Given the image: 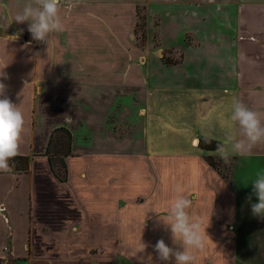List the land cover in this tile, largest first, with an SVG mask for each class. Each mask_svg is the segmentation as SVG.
Wrapping results in <instances>:
<instances>
[{
	"label": "crops",
	"instance_id": "crops-1",
	"mask_svg": "<svg viewBox=\"0 0 264 264\" xmlns=\"http://www.w3.org/2000/svg\"><path fill=\"white\" fill-rule=\"evenodd\" d=\"M27 2L0 0L2 82L24 114L16 157L28 163L27 172L0 171V256L7 248L17 264H98L78 258L86 249L59 256L55 239L43 250L49 228L67 225L63 235L77 240L83 214L129 220L128 211L139 234L152 235L167 214L158 201L169 205L178 188L194 218L210 205L234 218L241 205L233 181L226 185L231 170L225 178L212 169L205 158L220 156L199 143L236 135L234 100L264 113V0H60L65 30L48 45L32 39L28 22H12ZM57 129L71 136L63 182L46 153Z\"/></svg>",
	"mask_w": 264,
	"mask_h": 264
},
{
	"label": "rangeland",
	"instance_id": "rangeland-1",
	"mask_svg": "<svg viewBox=\"0 0 264 264\" xmlns=\"http://www.w3.org/2000/svg\"><path fill=\"white\" fill-rule=\"evenodd\" d=\"M138 14L140 19L137 22L136 36L141 43L144 35L142 24L145 25L143 10L139 9ZM181 155L188 158L191 155L190 149L184 147L181 149ZM215 160L220 161L219 170L222 173L229 175L231 170L226 185L231 186L229 183L233 181L231 193L233 197L238 196L241 206L234 215L236 221L234 218L218 214L217 209L213 211L211 205L208 206L209 211L206 209L207 206H203L206 211L203 220L207 222L211 218L210 226L206 229L210 240L205 248L206 251L196 253L197 264H264V218L253 216L251 211V204L258 203L252 183L257 178V173L264 171V149H258L256 153L242 156L240 159L230 157L228 163L221 161V158ZM102 180L100 178V181ZM249 197H251L250 201ZM156 206H160L165 213L169 210V205L165 206L162 200H159ZM124 213L129 220H124L125 217L115 211L111 218L101 219H88L89 217L83 214L80 222L84 233L77 240L73 236L63 235L67 225L65 227L59 225L57 229L51 227L49 230L53 234L48 237V241H45L42 249L45 250V246L50 245V239H55L51 249L59 256L75 255V251L71 252L70 249L74 247V250L86 249L81 256H78L79 259L93 260L98 264H175L174 258L167 262L160 261L154 251V245L160 239H163L167 245L170 244L168 242L169 239L171 240V237H168L171 233L170 228L159 220L152 230V235H140L137 228L140 222L138 215L128 211ZM227 215L230 214L227 212ZM228 223L233 226L232 230H227V227L224 229ZM54 232L58 234L57 237ZM128 236L133 237L129 239ZM141 241L149 245L142 253L139 252ZM42 257L47 258L46 252H43ZM140 257L143 259L141 260ZM0 264H17L13 253L7 248L1 253Z\"/></svg>",
	"mask_w": 264,
	"mask_h": 264
},
{
	"label": "clouds",
	"instance_id": "clouds-1",
	"mask_svg": "<svg viewBox=\"0 0 264 264\" xmlns=\"http://www.w3.org/2000/svg\"><path fill=\"white\" fill-rule=\"evenodd\" d=\"M13 21L18 24L28 22L32 39L47 45L50 34L65 30L60 15V0H28ZM6 38L16 41L19 33ZM7 79V75L0 70V171L9 170V161L18 155L25 126L20 106L13 104L6 95L7 86L2 81ZM27 85L25 82V87ZM229 119L236 126L237 133L227 137L224 143H218L215 150L225 163L229 162L232 154L248 155L256 146L264 145V113L253 110L240 100H234ZM252 185L258 199V203L251 204L252 214L264 218V171L257 173ZM248 199L250 201L251 197ZM191 207L192 201L178 188L167 214L160 219L170 228L173 244H178L179 248L174 249L163 239L158 240L154 251L160 261L167 262L174 258L175 264H197L196 253L203 252L207 247L210 238L206 229L210 226L211 218L207 222L194 218L189 211ZM148 246L141 241L139 252L142 253Z\"/></svg>",
	"mask_w": 264,
	"mask_h": 264
},
{
	"label": "trees",
	"instance_id": "trees-1",
	"mask_svg": "<svg viewBox=\"0 0 264 264\" xmlns=\"http://www.w3.org/2000/svg\"><path fill=\"white\" fill-rule=\"evenodd\" d=\"M142 27H144V24H142ZM200 142L202 143L201 144L199 143V148L207 151L216 150L218 144V142L207 141V140H201ZM70 144H71L70 134L64 129H57L51 135L47 146L46 153L48 154L50 171L53 174V176L61 182L66 180V168L63 159L70 155ZM205 161L212 169L216 170L223 177L227 178V175L219 170L220 167L219 160L216 161L211 157H207L205 158ZM9 165L13 167L15 171L27 172L28 170V163L27 160L24 158L14 157L9 161Z\"/></svg>",
	"mask_w": 264,
	"mask_h": 264
},
{
	"label": "bare ground",
	"instance_id": "bare-ground-1",
	"mask_svg": "<svg viewBox=\"0 0 264 264\" xmlns=\"http://www.w3.org/2000/svg\"><path fill=\"white\" fill-rule=\"evenodd\" d=\"M195 144H197V142Z\"/></svg>",
	"mask_w": 264,
	"mask_h": 264
}]
</instances>
